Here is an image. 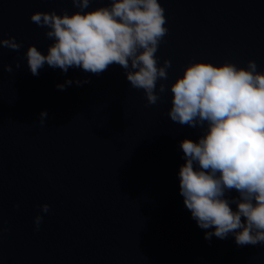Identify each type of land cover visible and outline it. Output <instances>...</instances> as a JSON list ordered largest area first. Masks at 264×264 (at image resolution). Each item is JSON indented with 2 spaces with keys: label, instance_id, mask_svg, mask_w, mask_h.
<instances>
[{
  "label": "water",
  "instance_id": "95a60500",
  "mask_svg": "<svg viewBox=\"0 0 264 264\" xmlns=\"http://www.w3.org/2000/svg\"><path fill=\"white\" fill-rule=\"evenodd\" d=\"M159 2L168 34L156 57L172 66L149 105L118 65L95 76L45 64L33 76L28 47L47 55L54 40L31 15L80 10L71 0H0V39L22 45L0 47V264H264V245L204 239L214 229L191 218L178 176L180 142H198L203 130L168 116L170 87L191 63L246 69L251 60L264 72V0ZM106 6L110 0H91L84 12ZM85 79L91 83L76 85ZM66 80L73 83L58 90Z\"/></svg>",
  "mask_w": 264,
  "mask_h": 264
},
{
  "label": "clouds",
  "instance_id": "9594fccd",
  "mask_svg": "<svg viewBox=\"0 0 264 264\" xmlns=\"http://www.w3.org/2000/svg\"><path fill=\"white\" fill-rule=\"evenodd\" d=\"M71 2L80 11L31 15V22L50 29L46 38L54 40L47 55L28 47L31 74L38 76L47 64L63 73L79 68L100 76L118 65L131 87L142 89L148 104L155 105L160 99L157 81L167 80L172 66L169 60L159 66L156 57L168 34L159 0H110V6L87 12L84 9L91 0ZM21 46L14 37L0 39V47L19 51ZM3 68L13 71L11 65ZM72 83L66 80L57 88L63 91ZM75 83L81 86L91 81ZM165 91L161 84L159 92ZM170 91L171 121L203 130L198 142L184 139L179 145L185 161L178 173L179 194L191 218L203 230L214 229L205 232V240L232 235L238 247L264 245V72H258L251 60L246 69L228 62L220 66L194 62ZM47 115L40 113L41 125ZM233 191L236 197L228 195ZM49 209L48 204L40 206L44 214ZM42 220L41 215L34 218L37 230Z\"/></svg>",
  "mask_w": 264,
  "mask_h": 264
}]
</instances>
